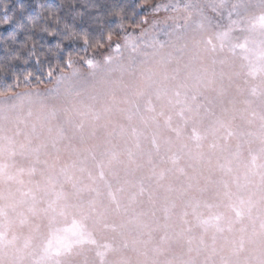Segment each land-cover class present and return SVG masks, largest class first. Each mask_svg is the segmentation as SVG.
<instances>
[{
  "label": "rangeland",
  "instance_id": "374dc122",
  "mask_svg": "<svg viewBox=\"0 0 264 264\" xmlns=\"http://www.w3.org/2000/svg\"><path fill=\"white\" fill-rule=\"evenodd\" d=\"M147 12L0 96V264H264V0Z\"/></svg>",
  "mask_w": 264,
  "mask_h": 264
},
{
  "label": "trees",
  "instance_id": "16d2710c",
  "mask_svg": "<svg viewBox=\"0 0 264 264\" xmlns=\"http://www.w3.org/2000/svg\"><path fill=\"white\" fill-rule=\"evenodd\" d=\"M160 1L163 0H7L9 10L15 9L12 29L15 28L18 20H23L27 25L28 19L34 21L38 27L33 32L30 31L29 26L26 32L19 33L16 40H13L11 38L12 30L7 26H0V48L5 49L4 52H0V96L15 93L20 89L51 85L60 73L68 72L75 63H80L92 54L107 50L110 44L123 37L125 31L136 30L143 26L147 18V9ZM74 3L86 13L85 24L80 23L79 16L75 19L76 30L85 29L92 45L103 39L102 32L106 33L109 30L112 32L111 40L103 39L102 47L97 44L85 50L81 40L66 39L63 42L65 53L55 48L48 50L47 44L41 48L38 38L45 34L40 29L46 24H51L55 28L56 25L52 24V17L63 15L67 8ZM21 4L25 6L23 12L19 7ZM113 9L119 15L109 14ZM94 14H103L102 25L91 19ZM121 20L123 21L122 26L118 23ZM26 34L33 35L37 40L36 54L40 57L39 65L34 63L35 56L29 54L33 41L27 40ZM69 45H71V55L67 56ZM49 65L52 67L50 76L45 75Z\"/></svg>",
  "mask_w": 264,
  "mask_h": 264
},
{
  "label": "snow or ice",
  "instance_id": "6c2138e0",
  "mask_svg": "<svg viewBox=\"0 0 264 264\" xmlns=\"http://www.w3.org/2000/svg\"><path fill=\"white\" fill-rule=\"evenodd\" d=\"M21 11H25V6L23 4L19 5ZM114 15H119L118 12H116L114 9L109 13ZM86 15L85 11L82 10L81 7L76 5L75 3L73 5H70L66 12H64L63 15H54L52 17V24H55L56 27L53 28L51 24H46L43 28L40 29L45 35L40 36L38 38V42L41 45V48L45 47V44L48 46V50H51L53 48L60 50L61 52L65 53V46H64V40H81L83 45L85 46V50L90 46H103V39H107L108 41L111 40L112 32L109 30L106 33L102 32L103 39L98 41L95 45L90 44L89 36L85 29L81 28L79 31L76 30V25L74 23L75 19L79 16L81 18V24H85L84 16ZM15 18V9L9 10V5L7 3V0H3V2H0V26H7L10 28L11 31V38L13 40H16V37L21 32H26V29H29L30 31H35L37 29V25L32 21L31 19H28L27 25L23 22V20H18L16 22L15 28L12 29V20ZM91 19H94L97 23L103 24V14H94L91 16ZM118 23L122 26L123 21H118ZM27 40L33 41L32 49L30 50V55L35 56L34 63L37 65L40 64V57L37 55V49H36V42L37 40L34 39L33 35L26 34ZM71 45H69V50L67 51V56L71 55ZM5 49L0 48V52H4ZM18 58V57H17ZM66 62L67 59H66ZM27 63V61H25ZM52 73V67L49 65L45 75H51ZM28 75L30 76L31 73L29 72Z\"/></svg>",
  "mask_w": 264,
  "mask_h": 264
}]
</instances>
